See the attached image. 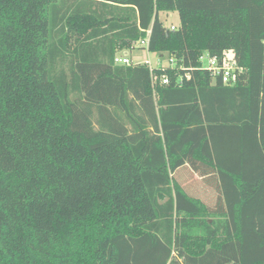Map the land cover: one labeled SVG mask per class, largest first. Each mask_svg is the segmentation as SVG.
Segmentation results:
<instances>
[{
  "label": "trees",
  "instance_id": "trees-1",
  "mask_svg": "<svg viewBox=\"0 0 264 264\" xmlns=\"http://www.w3.org/2000/svg\"><path fill=\"white\" fill-rule=\"evenodd\" d=\"M0 264H264V0H0Z\"/></svg>",
  "mask_w": 264,
  "mask_h": 264
},
{
  "label": "built area",
  "instance_id": "built-area-1",
  "mask_svg": "<svg viewBox=\"0 0 264 264\" xmlns=\"http://www.w3.org/2000/svg\"><path fill=\"white\" fill-rule=\"evenodd\" d=\"M172 32L176 31V28H171ZM149 37V36H148ZM138 47L144 48L149 53V38L145 41L139 42ZM208 62V65L205 66L204 62ZM116 66H134L132 62L128 59H123L116 57L115 58ZM202 71L207 72L211 75L214 81L220 79L221 83L225 87H232L236 84L237 76L243 74V69L239 68L237 63L235 62L234 56L232 53H227L222 60L212 59L208 55H205L201 59ZM135 66H146L151 71L155 69H174L176 67V61L172 58H169L167 62V66L154 68L150 60L144 61L140 64H135ZM162 85H169V80L164 78L162 81Z\"/></svg>",
  "mask_w": 264,
  "mask_h": 264
},
{
  "label": "rangeland",
  "instance_id": "rangeland-1",
  "mask_svg": "<svg viewBox=\"0 0 264 264\" xmlns=\"http://www.w3.org/2000/svg\"><path fill=\"white\" fill-rule=\"evenodd\" d=\"M162 23L165 28L170 29L172 27L178 28L180 25V20L177 14H169L168 16H160ZM74 37V35H72ZM73 39V38H72ZM74 40V39H73ZM141 61L150 60L154 68L165 67L169 61V57L164 55L159 57L158 55H152L145 51L142 56ZM204 65L207 66L208 62H204ZM228 111L230 109L225 108ZM184 172V173H183ZM180 184L188 191V193L194 197H199L204 202H207L211 197H215V192L212 189L204 186L203 183L198 184L195 177H190L186 175L185 171H181L178 175Z\"/></svg>",
  "mask_w": 264,
  "mask_h": 264
},
{
  "label": "crops",
  "instance_id": "crops-1",
  "mask_svg": "<svg viewBox=\"0 0 264 264\" xmlns=\"http://www.w3.org/2000/svg\"><path fill=\"white\" fill-rule=\"evenodd\" d=\"M168 15L169 14H161L160 16H168ZM148 36H150V32L148 33ZM137 44H135V45H133V46H131L129 48H124L122 50H119L117 55H116V57L123 58V59H128L134 65L144 62V61H141V60H143L142 56L145 53V51H147V50H145L144 48L138 47ZM119 67H128V66H119ZM183 171H185L186 175H188L190 177H195V175H193L189 170L184 169ZM195 178H196L198 184H200V181L198 180V178L197 177H195ZM215 200H216L215 197H211L206 203H207V205L213 206L215 204Z\"/></svg>",
  "mask_w": 264,
  "mask_h": 264
}]
</instances>
